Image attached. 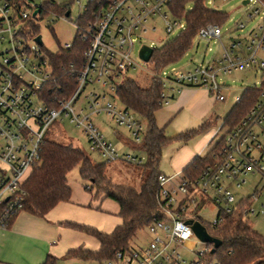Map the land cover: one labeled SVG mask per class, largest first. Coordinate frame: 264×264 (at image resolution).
Masks as SVG:
<instances>
[{
  "label": "built area",
  "instance_id": "built-area-1",
  "mask_svg": "<svg viewBox=\"0 0 264 264\" xmlns=\"http://www.w3.org/2000/svg\"><path fill=\"white\" fill-rule=\"evenodd\" d=\"M169 1L0 0V41L6 40L4 34L7 33L9 43V47L0 50V228H6L21 211L25 179L40 164L45 134L54 123L62 124L67 119L81 127L89 151L98 153L106 161L124 158L143 162V158L133 154L120 155L103 136L92 115L106 113L117 127L128 131L132 142L141 141L142 124L134 112L116 102L115 85L121 81L123 72L139 66L132 57L135 42L140 33L155 29L152 23L156 17L163 19L167 34L184 29L182 21L169 15ZM73 4L79 10L74 21L76 37L88 44L84 62L76 73V87L72 93L45 100L42 95L43 91L50 90L52 69L47 50L36 37L41 38L42 22L50 26L58 19H71ZM244 5L249 6L248 20L256 19V22L246 32L245 23H238L236 29L242 33L239 39L221 43L219 54L190 70L171 66L157 74L163 86L164 103L170 93L185 87L204 88L214 99L222 101L226 98L223 91L231 90L227 78L234 71L255 70L264 76V0H246ZM221 32L220 24L208 23L198 29L196 37L221 42ZM71 44L62 47L68 48ZM94 85L100 91L95 90ZM87 87L92 89L83 95ZM251 88L257 90L252 106L233 126L221 124L225 127L224 133L195 175L187 177L183 172L158 175L159 213L146 226L148 244L117 252L113 260L104 264H183L180 247L194 237L203 243L190 264L195 263L208 250L209 244L200 241L186 221L193 219L203 224L200 210L208 202L218 205V212L237 211L244 217L249 214L264 216V79ZM240 98V95L235 96V103ZM80 99L86 104L81 105ZM248 173L258 174L260 183L243 205L232 206L235 197L229 186H241L245 182L243 176ZM175 178L178 181H173ZM260 198L263 201L255 210L252 203ZM241 205L244 208L240 209ZM217 215L207 224L209 227L219 222Z\"/></svg>",
  "mask_w": 264,
  "mask_h": 264
},
{
  "label": "trees",
  "instance_id": "trees-1",
  "mask_svg": "<svg viewBox=\"0 0 264 264\" xmlns=\"http://www.w3.org/2000/svg\"><path fill=\"white\" fill-rule=\"evenodd\" d=\"M167 11L172 18L184 23V29L162 46L153 47L149 59L154 70L150 85L143 87L130 77H125L115 85L117 100L146 122L141 141L135 145L136 150L145 155L143 162L138 163L145 173L140 186L136 188L114 182L107 172V164L111 161H95L82 148L48 138H45L41 148L40 164L25 179V197L21 211L37 217H43L57 203L70 199L67 175L75 166H78L85 190L94 198H108L118 205V215L122 221L109 233L75 222L63 223L64 226L91 236L98 242L96 250L80 246L70 249L67 256L104 264L113 260L117 252L129 251L133 247L131 241L137 231L146 228L159 213L157 178L161 174L158 166L162 149L172 140L188 141L212 125L209 120L196 128L167 136L155 121L156 112L164 104L161 98L163 86L156 76L186 53L200 27L208 23L221 25L226 14L207 7L206 0H170ZM87 45L85 40L75 37L70 47L59 45L56 51L46 52L52 78L49 83L50 90L43 91L42 97L45 100L50 101L54 96L72 93L76 87V73L84 62ZM256 96L255 88H246L223 123L228 126L236 124L250 109ZM117 135L121 137L120 133ZM209 152L203 157L196 156L182 170L183 174L187 177L195 175L208 160ZM217 216L220 220L213 227L203 224L208 233L218 238L221 244L213 253H210L212 246L209 244L208 250L193 264H264V236L248 224L247 218L237 211H219ZM54 263L55 259L48 256L42 264Z\"/></svg>",
  "mask_w": 264,
  "mask_h": 264
},
{
  "label": "rangeland",
  "instance_id": "rangeland-1",
  "mask_svg": "<svg viewBox=\"0 0 264 264\" xmlns=\"http://www.w3.org/2000/svg\"><path fill=\"white\" fill-rule=\"evenodd\" d=\"M243 0H207V7L222 11L226 14L225 20L221 23V42L217 39L206 40L194 38L192 46L186 51V53L175 63L166 66L164 69L167 71L171 66L175 67L177 70H188L193 68L196 64L208 62L213 58L214 55L219 54L222 51V44H228L232 39H239L241 36V31L236 29L238 23H245L244 31H249L256 22V19L248 20L247 12L249 10L248 5L242 3ZM79 14V10L76 4L71 5V19H58L50 26H47L45 22L40 25V35L43 47L49 51L54 52L59 45H64L66 43H72L76 37V25L74 23L76 17ZM151 27V24H149ZM151 28L143 33H140V38L135 42V46L132 52V57L139 63V66L125 71L122 73L120 80L125 77H130L135 79L141 86L148 87L151 83V77L153 75V64L148 61H142L138 56V49L141 44L151 45L152 47H160L166 41L171 40L179 33V29H176L172 34H167L164 31L163 19L156 17ZM6 40L0 41V50H4L9 47L8 34H4ZM264 79L263 74L260 71L246 70V71H234L227 78V83L231 85V90H224L225 100H216L211 105L209 113L206 115V120H211L212 125L204 132L197 134L190 140L180 141L172 140L163 149L159 162V170L167 175L173 174V165L178 159V155H183L182 147L188 145L193 146L202 144L205 142L203 150L200 156H204L213 145L217 142L218 138L224 133L225 127L221 126L224 118L230 112L235 104L234 97L242 95L244 89L251 88L254 85L258 86L260 81ZM95 90L100 88L94 85ZM92 87H87L86 94L88 90ZM108 94L107 91H105ZM82 95V96H83ZM113 96L110 94V97ZM107 97L109 100L113 97ZM82 98V97H81ZM119 106L121 105L120 101ZM81 105H84L82 99H80ZM86 104V103H85ZM138 120L141 122L143 131L146 127V122L141 117L137 116ZM92 119L97 125L103 136L116 147L117 151L122 154H133L138 157L145 159L144 153L136 150L135 143L132 142L128 131L123 127H117L109 115L106 113L93 114ZM120 133L121 137L117 134ZM168 134H172L170 130H167ZM48 139H53L60 142L71 143L75 147L82 148L85 153H87L91 159L102 162L104 159L96 152H91L88 149V144L86 136L81 127L70 123L67 119L62 121V124L54 123L50 129L45 134ZM186 150V149H185ZM178 153V155H177ZM107 172L112 180L116 183L129 184L136 188L144 180L145 173L138 166L137 162L128 161L124 158H119L115 161H111L107 164ZM68 180L71 182L77 181L81 182L78 166H75L67 175ZM245 182L241 186H236L231 184L229 186L231 192L233 193L235 200L232 206H238L242 204L252 193L255 192L257 186L260 183V176L255 173H248L243 176ZM173 181H178L177 178ZM87 184L90 183L87 181ZM261 201L260 198L257 201H253L252 206L255 210L260 208ZM223 206V204H221ZM243 205V204H242ZM240 206L244 208V206ZM218 205L212 203H206L200 210V216L205 225L209 224L214 220L218 213ZM247 218L248 224L256 230L258 233L264 236V216L261 214H249L245 216ZM93 226V225H92ZM95 227V226H94ZM149 233L146 228L138 230L131 241V246L135 248L144 247L148 244ZM91 243H88V246ZM203 247V243L199 242L195 237L191 238L187 245L180 247V253L184 258L183 264H190L196 259V250ZM194 249V250H192ZM55 264H96L93 261H83L79 260L66 254L60 255Z\"/></svg>",
  "mask_w": 264,
  "mask_h": 264
},
{
  "label": "crops",
  "instance_id": "crops-1",
  "mask_svg": "<svg viewBox=\"0 0 264 264\" xmlns=\"http://www.w3.org/2000/svg\"><path fill=\"white\" fill-rule=\"evenodd\" d=\"M213 99L200 87H185L170 93L168 101L155 114L156 124L164 129L167 136L196 128L209 121L205 117ZM167 130L172 134H168ZM204 144L182 147L183 155L177 153L178 159L173 165L175 172L170 175L182 172L196 156L203 157L200 153ZM68 185L70 199L57 203L43 217L19 211L6 228H0V264H42L48 256H52L56 263L58 257L70 249L80 246L89 250L98 248V242L93 237L66 227L63 223L95 226L105 233L111 232L121 223L118 205L114 201L94 198L85 190L83 181L68 180ZM89 242L91 244L88 246Z\"/></svg>",
  "mask_w": 264,
  "mask_h": 264
},
{
  "label": "water",
  "instance_id": "water-1",
  "mask_svg": "<svg viewBox=\"0 0 264 264\" xmlns=\"http://www.w3.org/2000/svg\"><path fill=\"white\" fill-rule=\"evenodd\" d=\"M245 2L246 0L242 1L243 4ZM36 41L41 44L40 36L36 37ZM152 52H153V48L144 44V45H141L140 48L138 49V56L142 61L148 62L151 57ZM186 222L191 225V228L195 236L200 241L211 244L212 247H211L210 253H213L215 249L219 247V245L221 244V241L218 238L211 236L208 233L205 226L201 224L198 220L188 219Z\"/></svg>",
  "mask_w": 264,
  "mask_h": 264
}]
</instances>
